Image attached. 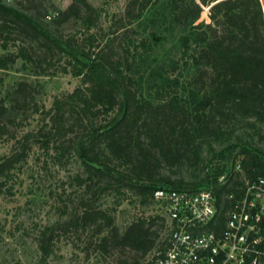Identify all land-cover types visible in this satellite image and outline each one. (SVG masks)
I'll use <instances>...</instances> for the list:
<instances>
[{"label":"trees","instance_id":"1","mask_svg":"<svg viewBox=\"0 0 264 264\" xmlns=\"http://www.w3.org/2000/svg\"><path fill=\"white\" fill-rule=\"evenodd\" d=\"M168 1L170 24L189 29L181 45L184 52L190 51L187 65L194 73L187 97L169 93L154 102L140 93V83L132 75L130 44L120 38L129 31L118 33L125 28V17L140 20L153 0H129L124 15L116 18V30L103 44H94L92 34L66 39L52 29L71 19L82 21L85 32L97 28L101 10L88 0H72L50 20L47 15L53 11L44 0H0L1 70L21 59L24 68L30 63L46 73L58 54L59 60L66 58L62 70L82 78L73 91L55 96L49 108L37 102L26 80L8 96L0 95V135L13 139L10 152L0 157V178L26 160L33 146L59 164L75 156L87 175L86 193L71 213L40 231L37 242L43 260L54 253L60 237L92 229L96 239L90 235L86 248L93 244L104 256L114 254L113 264H141L158 243L165 226L162 218L140 215L121 228L114 212L98 205L101 195L114 191L126 198L131 192L146 203L157 188L212 186L221 194L224 185L218 179L226 170L221 160L206 167L198 181L188 183L172 174L198 166L202 149L239 123L257 127L264 140L262 0ZM205 6L210 21L198 22ZM141 44L145 50L150 47L148 42ZM14 111L38 114V127L18 136L20 122L11 116ZM239 152L248 175L264 176L260 147L247 142ZM165 168L171 173L166 175Z\"/></svg>","mask_w":264,"mask_h":264},{"label":"rangeland","instance_id":"2","mask_svg":"<svg viewBox=\"0 0 264 264\" xmlns=\"http://www.w3.org/2000/svg\"><path fill=\"white\" fill-rule=\"evenodd\" d=\"M71 1L60 0L55 4H46L50 11L57 12L67 8ZM88 1L101 10L97 28L90 33L85 32L82 21L71 19L58 27L54 25L52 29H58L66 39L81 40L92 34L91 41L94 44L105 43L112 31L116 30V18L124 15L129 0ZM168 2L153 0L140 20L131 22L125 17V28L118 32L121 34L125 29L129 31L120 38L124 39V43L130 44V60L134 64L132 75L140 83V93L154 102L169 93L187 97L191 90L190 79L194 73V67L187 65L191 61L190 51L184 52L181 45V39L189 29L170 24ZM262 3L264 7V0ZM202 20L210 21L207 6L198 22ZM142 41L148 42L150 47L145 50ZM58 57L57 54L53 64L46 68V73L40 72L30 63L28 68H24L21 59L8 70L0 69V95L8 96L17 83L26 80L34 87L37 102L49 108L55 96L71 92L81 85V77L62 70L66 58L59 60ZM7 103L10 105L11 101L8 99ZM11 116L20 122L16 131L18 136L36 129L39 125V116L36 113L29 112L25 115L14 111ZM230 131L212 140L211 147L202 149V162L198 166L183 167L180 174L173 173L172 177L182 175L185 182L198 181L207 168L218 160L225 165L224 173L232 171L242 158L239 152L241 145L247 142L264 151V140L260 138L257 127L239 123ZM12 145L13 139L0 135V157L9 153ZM163 172L166 175L171 173L167 168ZM86 177L75 156H71L66 164H59L53 160L51 154H45L37 146H33L26 160L20 162L7 176L0 178V264H113L114 254L104 256L93 244L86 248L88 239H96L92 229L78 234L70 232L60 237L54 253L46 260L41 258L37 242L40 231L46 225L61 221L71 213L80 197L86 193ZM97 203L100 207L114 212L116 223L121 228L140 215H159L162 222L166 217L159 203L154 200L143 203L131 192L127 193L126 198H122L116 192L108 191L101 195ZM159 232L157 245L167 233L165 226Z\"/></svg>","mask_w":264,"mask_h":264},{"label":"built area","instance_id":"3","mask_svg":"<svg viewBox=\"0 0 264 264\" xmlns=\"http://www.w3.org/2000/svg\"><path fill=\"white\" fill-rule=\"evenodd\" d=\"M218 180L221 194L212 186L154 191L167 233L142 264H264V176L238 162Z\"/></svg>","mask_w":264,"mask_h":264}]
</instances>
